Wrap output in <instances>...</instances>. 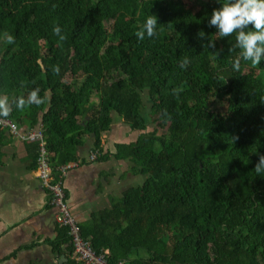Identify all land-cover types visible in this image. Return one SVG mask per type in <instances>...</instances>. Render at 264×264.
<instances>
[{
  "label": "trees",
  "instance_id": "1",
  "mask_svg": "<svg viewBox=\"0 0 264 264\" xmlns=\"http://www.w3.org/2000/svg\"><path fill=\"white\" fill-rule=\"evenodd\" d=\"M215 7L0 0V97L8 109L0 117L41 128L54 176L77 162L89 136L97 160L107 159L101 137L114 116L140 133L115 158L130 161L142 184L80 227L109 264H264V171L254 170L264 155V60L252 65L228 51L234 34L221 38L206 26ZM115 11L122 20L109 31ZM148 15L157 20L154 35L138 40ZM33 89L39 105L27 103ZM18 98L26 101L19 109ZM153 124L166 133L148 131ZM9 136L0 130V154ZM57 241L66 264H76L66 229Z\"/></svg>",
  "mask_w": 264,
  "mask_h": 264
},
{
  "label": "crops",
  "instance_id": "2",
  "mask_svg": "<svg viewBox=\"0 0 264 264\" xmlns=\"http://www.w3.org/2000/svg\"><path fill=\"white\" fill-rule=\"evenodd\" d=\"M27 132L26 128H19ZM133 131L118 116L101 137L107 159L90 161L94 138L86 137L76 150L77 167L64 178L66 201L79 228L90 225L91 217L111 208L113 199L143 177L133 172L128 160L115 158L117 147L137 141ZM36 143L9 136L0 154V264H66L60 248V228L49 195L36 174ZM136 187V186H132Z\"/></svg>",
  "mask_w": 264,
  "mask_h": 264
},
{
  "label": "clouds",
  "instance_id": "3",
  "mask_svg": "<svg viewBox=\"0 0 264 264\" xmlns=\"http://www.w3.org/2000/svg\"><path fill=\"white\" fill-rule=\"evenodd\" d=\"M215 3L218 7L213 8L207 16L206 26L214 28L215 35L221 38L234 34L235 43L228 51L238 49L239 58L250 61L252 65L259 64L264 60V0H215ZM156 24V17L148 15L134 35L138 40L145 36L152 37ZM52 32L58 34L60 28L54 26ZM7 40L11 42L12 37L7 36ZM207 47H214L213 41H208ZM238 64V60L234 61L233 68L238 67ZM37 92L38 89L29 92L27 103L39 105L42 102ZM25 103L23 98H18L15 106L19 109ZM7 111V98L0 97V116L7 115ZM254 170L257 173L264 171V155H258Z\"/></svg>",
  "mask_w": 264,
  "mask_h": 264
},
{
  "label": "built area",
  "instance_id": "4",
  "mask_svg": "<svg viewBox=\"0 0 264 264\" xmlns=\"http://www.w3.org/2000/svg\"><path fill=\"white\" fill-rule=\"evenodd\" d=\"M0 130L6 131L10 136L20 141L36 143L37 148V168L36 174L44 188H46L49 200L48 204L55 210V222L60 229H66L72 248L71 258L76 264H109L106 254H97L92 248L90 239H85L81 235L80 228L72 216L66 201L64 190V178L70 169L76 168L77 163H69L57 169L58 176H54L52 168L53 154L47 149L46 141L41 128L31 129L27 132L20 131L19 127L0 117ZM99 156L93 153L90 161H95ZM119 264H123L122 262Z\"/></svg>",
  "mask_w": 264,
  "mask_h": 264
},
{
  "label": "rangeland",
  "instance_id": "5",
  "mask_svg": "<svg viewBox=\"0 0 264 264\" xmlns=\"http://www.w3.org/2000/svg\"><path fill=\"white\" fill-rule=\"evenodd\" d=\"M117 20H119V21L122 20V16L120 15V13L115 11V12H113L111 18L109 19V22L106 23V29H108L110 31L112 29V25H113L114 21H117ZM67 81H69V77L67 78ZM147 98H148L147 97V93H144L145 102L147 101ZM93 101L97 102L98 100L93 98ZM156 128L158 129L160 134H165L166 133V129L164 127H159L158 128L156 124H153L152 126H149L148 131L155 130ZM137 184H139V183H137ZM137 184L136 185H132V186H137Z\"/></svg>",
  "mask_w": 264,
  "mask_h": 264
}]
</instances>
